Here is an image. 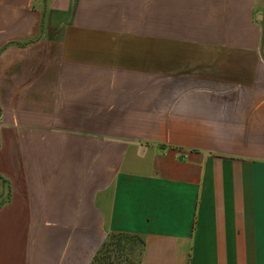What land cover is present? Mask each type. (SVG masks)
Returning a JSON list of instances; mask_svg holds the SVG:
<instances>
[{"label": "crops", "instance_id": "1", "mask_svg": "<svg viewBox=\"0 0 264 264\" xmlns=\"http://www.w3.org/2000/svg\"><path fill=\"white\" fill-rule=\"evenodd\" d=\"M117 244L264 264V0H0V264Z\"/></svg>", "mask_w": 264, "mask_h": 264}, {"label": "trees", "instance_id": "2", "mask_svg": "<svg viewBox=\"0 0 264 264\" xmlns=\"http://www.w3.org/2000/svg\"><path fill=\"white\" fill-rule=\"evenodd\" d=\"M114 247L115 248L113 250H109L108 249L109 250L108 253L114 252V254L111 257H108L109 258L108 261L107 262L105 261V262L107 264H122V263H124L123 262L124 261V258L127 259V256L125 254V250L123 248L121 249V247L118 246V244L116 246H114ZM103 248H108V247H106V246L103 245ZM103 248H101V250ZM98 254H97V256H98ZM110 255H111V253H110ZM105 258H106V256H105ZM110 259H112V260H110Z\"/></svg>", "mask_w": 264, "mask_h": 264}, {"label": "rangeland", "instance_id": "3", "mask_svg": "<svg viewBox=\"0 0 264 264\" xmlns=\"http://www.w3.org/2000/svg\"><path fill=\"white\" fill-rule=\"evenodd\" d=\"M112 239H114V238H112ZM113 242V241H112ZM113 250L114 249V247H110V248H103L100 252H99V254H98V256L96 257V259H95V264H107L106 262L108 261V257H111L113 254H114V252H110L111 253V255H110V253H108V251L109 250ZM105 256H106V258H105ZM133 258V257H132ZM134 259V258H133ZM110 260H112V259H110ZM106 261V262H105Z\"/></svg>", "mask_w": 264, "mask_h": 264}]
</instances>
